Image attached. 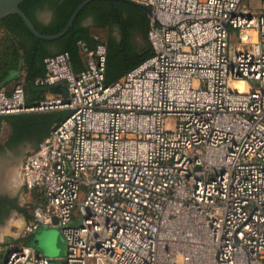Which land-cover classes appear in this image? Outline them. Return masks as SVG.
<instances>
[{
	"label": "built area",
	"instance_id": "1",
	"mask_svg": "<svg viewBox=\"0 0 264 264\" xmlns=\"http://www.w3.org/2000/svg\"><path fill=\"white\" fill-rule=\"evenodd\" d=\"M132 1L153 53L116 81L78 39L80 69L60 51L31 80L67 96L0 86V115L69 110L20 165L23 234L58 225L65 252L2 241L0 264H264V0Z\"/></svg>",
	"mask_w": 264,
	"mask_h": 264
},
{
	"label": "trees",
	"instance_id": "2",
	"mask_svg": "<svg viewBox=\"0 0 264 264\" xmlns=\"http://www.w3.org/2000/svg\"><path fill=\"white\" fill-rule=\"evenodd\" d=\"M83 1L68 30L54 39H45L33 34L21 17L9 12L0 18V86H8L11 79L21 70L27 82L45 72L43 58L60 51H68L75 70L82 67L83 58L76 44L78 39L85 40L90 46L97 41L106 44L105 83H112L129 69L153 53L148 39L150 13L140 3L132 0H22L19 8L28 16L41 33H54L67 23L71 13ZM51 10V19L43 20L38 13ZM90 17L89 23L84 21ZM104 29L101 38L95 30ZM69 110H48L19 114L0 115V124L5 122L10 137L26 136L28 121L45 118L42 137L49 133L51 126L65 118ZM19 212L29 217L28 208L18 207ZM25 242V239H23Z\"/></svg>",
	"mask_w": 264,
	"mask_h": 264
},
{
	"label": "flooded vegetation",
	"instance_id": "3",
	"mask_svg": "<svg viewBox=\"0 0 264 264\" xmlns=\"http://www.w3.org/2000/svg\"><path fill=\"white\" fill-rule=\"evenodd\" d=\"M43 20L51 19V10L45 9L38 13ZM91 18L88 17L84 23H89ZM46 119L37 118L35 121H28L30 127L26 136L10 137V130H5L4 123L0 124V221H6L13 213L19 212L18 207H26L24 199L22 200L21 183L19 189H13L14 184L10 182L9 177L14 175L13 169L23 160L25 155L34 149L36 142L42 137L45 129ZM18 162V163H17ZM19 165V174H20ZM28 208V206H27Z\"/></svg>",
	"mask_w": 264,
	"mask_h": 264
},
{
	"label": "rangeland",
	"instance_id": "4",
	"mask_svg": "<svg viewBox=\"0 0 264 264\" xmlns=\"http://www.w3.org/2000/svg\"><path fill=\"white\" fill-rule=\"evenodd\" d=\"M251 1V2H250ZM257 0H243V4L247 5H253L255 4ZM249 2L251 4H249ZM252 31H249L248 33L245 31L244 35L245 38L251 36L252 37ZM95 34L99 35L101 38L105 36V31L104 29H98L95 30ZM249 34V36H248ZM5 130L7 129V124L4 123ZM37 144V142H36ZM35 144V146H36ZM34 146V147H35ZM18 163V162H17ZM19 165H15V168L13 169L14 176L19 178ZM16 177V178H17ZM25 193V194H24ZM22 193L23 197L22 200L24 199V204L26 203L27 205H31L33 201L36 199L35 193H28L24 192ZM27 208V206H26ZM20 213H17L15 215H11L9 218H7L6 221H0V229L2 230H9L11 226L14 225H20V221H15L16 216H18ZM9 228V229H8ZM9 233L13 234L12 232H15L14 229H11V231H8ZM30 239L28 240V244L33 246L37 251L42 253L45 256L51 257V258H56L59 259L61 255L64 254L65 252V240L64 236L60 230V227L58 225H49L47 228H38V232H35L32 237H29ZM16 241H23V236L18 234L16 238H14ZM56 252V253H55Z\"/></svg>",
	"mask_w": 264,
	"mask_h": 264
},
{
	"label": "water",
	"instance_id": "5",
	"mask_svg": "<svg viewBox=\"0 0 264 264\" xmlns=\"http://www.w3.org/2000/svg\"><path fill=\"white\" fill-rule=\"evenodd\" d=\"M20 1H22V0H0V18L9 12H15L21 17V19L24 21V23L26 24L28 29L33 34H35L37 37L45 38V39H54V38L59 37L63 33H65L68 30V28L71 26L72 21L76 15V13L78 12V10L81 8L83 3L85 2V1H83L74 9V11L71 13L66 25L61 30L54 32V33H41L38 30H36V28L34 27V25L31 22V20L28 18V16L19 8L18 4ZM143 6L149 11V13H151V9L149 6H147V5H143ZM29 86L34 87L31 82H29ZM39 89L46 90V91H49L52 93H60L63 96H67L66 88L64 87V84L62 82H56V83L49 84V85H46L43 87H39ZM19 115H21V114H19ZM53 221L56 222L55 217H53Z\"/></svg>",
	"mask_w": 264,
	"mask_h": 264
},
{
	"label": "crops",
	"instance_id": "6",
	"mask_svg": "<svg viewBox=\"0 0 264 264\" xmlns=\"http://www.w3.org/2000/svg\"><path fill=\"white\" fill-rule=\"evenodd\" d=\"M251 2V1H250ZM249 2V4H251ZM245 32V31H244ZM247 32V31H246ZM24 71L23 70H21L20 71V73L16 76V77H14L13 79H11L10 80V82L8 83V87H11L18 79H21V78H23L24 79ZM29 82H31V80L30 81H28L27 82V84H28V87L30 88V91H27V95H28V97H30V98H32V97H36V96H38V95H40V94H42V91H44V90H41V89H39V88H35V87H30L29 86ZM37 146H35L34 147V149L36 148ZM19 175V180H18V177H17V175H16V177L14 176V175H12V177H9V178H11L10 179V182L11 183H13L14 184V186H13V189H19V184H20V181H22V179H21V177H20V174H18ZM21 190H22V188H23V191L21 192V197H23V195H22V193H24V192H28V193H35V195H36V199L35 200H37V199H39L40 197H41V193H40V191L39 190H37V189H33V190H27L25 187H24V185H22V183H21ZM25 194V193H24ZM24 198V197H23ZM34 200V201H35ZM28 206V205H27ZM28 210V212H29V209H27ZM17 213H20L18 216H16L15 218H17V219H15V221H20V225H14V226H11V228L9 229V230H1L0 229V243L2 242V241H10V240H12V241H16L14 238H16L17 236H18V234H20V235H22L23 236V238L25 239V242L26 243H28V240L30 239L29 237H32L33 235H34V233L35 232H38V230L37 231H35V232H33V233H30L29 235H24L23 234V225H24V222H25V220L27 219L26 217H25V215L23 214V213H21V212H15V213H13L12 215H15V214H17ZM48 226H43V227H41V228H47ZM11 229H14L15 230V232H12L13 234H11V233H9L8 231H11ZM16 242H24V241H16ZM56 253V252H55ZM62 256V255H61ZM60 256V257H61Z\"/></svg>",
	"mask_w": 264,
	"mask_h": 264
},
{
	"label": "bare ground",
	"instance_id": "7",
	"mask_svg": "<svg viewBox=\"0 0 264 264\" xmlns=\"http://www.w3.org/2000/svg\"><path fill=\"white\" fill-rule=\"evenodd\" d=\"M237 85H239V89H246L248 86L244 84L243 82H235Z\"/></svg>",
	"mask_w": 264,
	"mask_h": 264
}]
</instances>
